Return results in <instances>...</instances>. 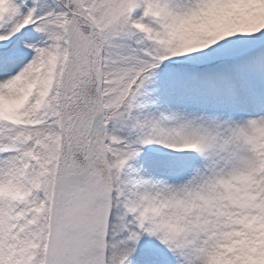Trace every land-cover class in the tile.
I'll use <instances>...</instances> for the list:
<instances>
[{
  "label": "snow or ice",
  "instance_id": "obj_1",
  "mask_svg": "<svg viewBox=\"0 0 264 264\" xmlns=\"http://www.w3.org/2000/svg\"><path fill=\"white\" fill-rule=\"evenodd\" d=\"M0 264H264V0H0Z\"/></svg>",
  "mask_w": 264,
  "mask_h": 264
}]
</instances>
